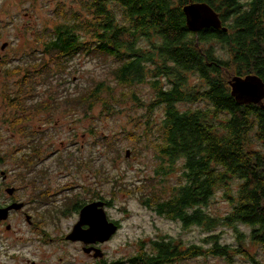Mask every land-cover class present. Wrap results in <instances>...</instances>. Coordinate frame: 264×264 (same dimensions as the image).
I'll return each mask as SVG.
<instances>
[{
	"label": "rangeland",
	"instance_id": "rangeland-1",
	"mask_svg": "<svg viewBox=\"0 0 264 264\" xmlns=\"http://www.w3.org/2000/svg\"><path fill=\"white\" fill-rule=\"evenodd\" d=\"M84 2L0 0V169L8 177L2 185L0 173V196L9 195L7 185L14 187L17 199L29 201L27 211L34 217L33 224L19 214L2 220L7 222L0 225V264H79L88 255L81 244L66 237L79 221L80 209L95 200L109 201L108 218L120 224L110 240L98 246L108 260L131 258L164 237L181 250L193 244L203 247L204 255L177 264H231V258L233 264H251L248 257L264 264V247L248 239L249 227L222 222L211 230L196 224L184 227L182 221L144 204L154 189L168 192L183 176V160L166 176L156 173L157 140L145 122H160L164 108L151 110L155 93L150 84L118 85L113 73L117 60L99 56L95 49L92 56L79 52L65 57L45 48L54 25L64 22L57 15L61 7L71 13L68 17L90 18L82 10ZM218 50L225 56L224 46L218 45ZM99 83L108 87L109 92L103 93L112 101L108 112L100 101L89 104V93ZM188 83L194 86L199 79L190 77ZM176 106L195 110L205 108L206 102ZM260 147L259 142L251 145ZM239 183L232 181L233 195ZM227 190H215L203 207L208 215L220 219L232 211ZM238 234L245 238L239 241ZM211 235L231 251L245 245L247 254L227 258L208 253L214 243L207 240Z\"/></svg>",
	"mask_w": 264,
	"mask_h": 264
},
{
	"label": "trees",
	"instance_id": "trees-1",
	"mask_svg": "<svg viewBox=\"0 0 264 264\" xmlns=\"http://www.w3.org/2000/svg\"><path fill=\"white\" fill-rule=\"evenodd\" d=\"M84 1L82 10L90 18L68 17L71 13L61 7L57 15L64 22L54 25L45 48L65 57L79 52L92 56L95 49L97 55L117 60L113 73L118 85L150 84L155 93L151 110L164 108L160 122H145L157 140L154 149L160 166L156 173L166 176L183 160V176L168 192L153 188L144 204L159 215L182 221L184 227L196 224L211 230L221 222L247 226L251 229L248 239L264 247V99L240 104L228 82L230 73L256 76L264 82V0ZM190 1L208 4L227 29L190 30L183 12ZM88 35L90 39H86ZM218 45L227 49L225 56ZM190 77H197L199 83L190 87ZM105 92L108 87L99 83L89 93V104L100 101L108 112L112 101L103 96ZM199 101L206 102V107L181 111L176 106ZM253 142L261 147L252 149ZM235 179L240 183L233 195L229 188ZM218 188L228 189L225 196L233 206L220 219L203 209ZM243 238L245 235L238 234L239 241ZM207 240L214 242L208 253L227 258L232 253L247 254L245 245L231 251L217 236ZM151 243L149 250L131 258V264H169L174 258L204 255L197 244L181 250L179 244L164 237ZM248 258L251 264H262L255 257ZM233 261L229 259L231 264Z\"/></svg>",
	"mask_w": 264,
	"mask_h": 264
},
{
	"label": "water",
	"instance_id": "water-1",
	"mask_svg": "<svg viewBox=\"0 0 264 264\" xmlns=\"http://www.w3.org/2000/svg\"><path fill=\"white\" fill-rule=\"evenodd\" d=\"M183 12L186 17L187 27L192 31H199L203 28L213 27L222 28V22L219 14L206 3L192 2L183 6ZM223 30H226L223 27ZM231 94L239 103H262L264 98V82L256 76H233L229 79ZM128 154V153H127ZM5 172L2 175L5 178ZM15 188L7 189L6 192L11 195ZM24 203L14 202L7 207L0 208V220H7L11 210H20ZM106 202L95 200L80 209L79 221L73 227L71 233L66 237L67 240L81 241L84 245L100 243L103 244L119 229L115 221L108 218L106 213ZM29 221V217L27 218ZM86 226V228H84ZM9 228V227H8ZM95 257H103L100 248H94ZM88 253L90 249H85Z\"/></svg>",
	"mask_w": 264,
	"mask_h": 264
},
{
	"label": "flooded vegetation",
	"instance_id": "flooded-vegetation-1",
	"mask_svg": "<svg viewBox=\"0 0 264 264\" xmlns=\"http://www.w3.org/2000/svg\"><path fill=\"white\" fill-rule=\"evenodd\" d=\"M220 17V16H219ZM221 22H222V28L225 27L223 26V21L222 19L220 18ZM226 28V27H225ZM220 29V28H219ZM227 29V28H226ZM2 61V59L0 60V62ZM229 82V80H228ZM230 89H231V86L229 85ZM231 92H232V89H231ZM264 99V98H263ZM247 103V102H246ZM253 103V102H252ZM240 104H244V103H240ZM1 164H2V159L0 158V167H1ZM2 169H0V173L2 175ZM6 173V171H4ZM3 176V175H2ZM7 173L5 174V178L3 176V179L1 180L2 181V185H6V182H7ZM8 187H11V188H14L12 186H9L7 185L6 186V189L5 191L7 190ZM15 193H16V189L14 190V192L11 194V195H8L7 197H2L0 196V208H4V207H7L9 206L10 204L14 203V202H22L24 203V205L22 206V208L20 210H11L9 212V215H8V218L13 216V215H22L25 217V219L27 220V218L29 217V223L30 224H33L34 221H33V215L30 214L27 209H28V206H31L29 204V201L27 202H24L22 200H19L17 199V197L15 196ZM43 194V193H42ZM107 202V201H106ZM33 209V208H32ZM34 210V209H33ZM35 211V210H34ZM115 221V220H113ZM4 222H7V221H2L0 220V225L3 224ZM116 224H118V226L120 227V224L118 221H115ZM8 224V223H7ZM84 228H86V226H84ZM10 229V228H9ZM76 243H79L81 244V247H82V251L84 253H86L88 255V257H85L83 261H79V264H131V258H126V259H121V260H108V257H95L94 256V248H98V246H100L101 244L100 243H95V244H88V245H84L83 242L81 241H74ZM85 249H90V251L87 253L85 251ZM175 260L169 264H177V263H180L181 261L185 260L184 257H182L181 259L179 260H176V258H174ZM187 259V258H186ZM164 264H168V263H164Z\"/></svg>",
	"mask_w": 264,
	"mask_h": 264
}]
</instances>
